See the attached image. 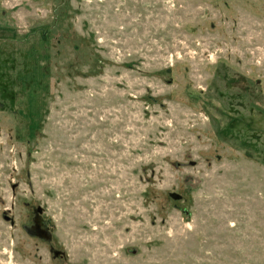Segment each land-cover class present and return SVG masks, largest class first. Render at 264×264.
<instances>
[{
	"label": "rangeland",
	"instance_id": "rangeland-1",
	"mask_svg": "<svg viewBox=\"0 0 264 264\" xmlns=\"http://www.w3.org/2000/svg\"><path fill=\"white\" fill-rule=\"evenodd\" d=\"M0 264H264V0H0Z\"/></svg>",
	"mask_w": 264,
	"mask_h": 264
}]
</instances>
